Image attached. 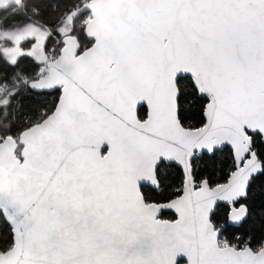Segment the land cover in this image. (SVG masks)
<instances>
[{
  "label": "snow or ice",
  "instance_id": "obj_1",
  "mask_svg": "<svg viewBox=\"0 0 264 264\" xmlns=\"http://www.w3.org/2000/svg\"><path fill=\"white\" fill-rule=\"evenodd\" d=\"M53 11L0 0V264H264V0Z\"/></svg>",
  "mask_w": 264,
  "mask_h": 264
},
{
  "label": "trees",
  "instance_id": "obj_2",
  "mask_svg": "<svg viewBox=\"0 0 264 264\" xmlns=\"http://www.w3.org/2000/svg\"><path fill=\"white\" fill-rule=\"evenodd\" d=\"M34 2L45 10V16L47 17L56 14L53 11V5L57 4L59 0H34ZM5 71L11 74L12 69H5ZM51 99L52 97H48V100H44L40 97L33 98L27 96H19L17 97V100L19 101L20 106L17 108L14 103L13 107L8 110L10 113L9 120H11L12 116L14 115L17 121H22L25 117L33 115L36 112V110L41 107V105L48 103ZM0 119H2V112H0ZM5 122L7 123L8 121ZM230 163H231L230 157L221 156L219 157V159L215 164L209 163L207 165L204 174L206 175L211 174L212 178L215 180H219L221 176H224L226 179V174ZM252 227H253L252 222H249V224L245 226V229H251ZM256 227L259 228V221H256ZM253 234H255L257 238H259L258 232L257 233L249 232V235H253ZM238 235L241 236L242 238H247L244 235V230H241L238 233Z\"/></svg>",
  "mask_w": 264,
  "mask_h": 264
}]
</instances>
